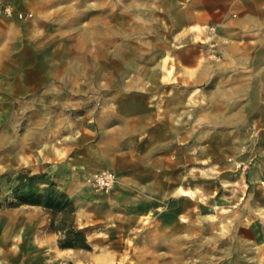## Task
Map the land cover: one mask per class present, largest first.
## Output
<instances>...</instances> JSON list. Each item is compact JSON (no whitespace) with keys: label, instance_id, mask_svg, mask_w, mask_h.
<instances>
[{"label":"rangeland","instance_id":"obj_1","mask_svg":"<svg viewBox=\"0 0 264 264\" xmlns=\"http://www.w3.org/2000/svg\"><path fill=\"white\" fill-rule=\"evenodd\" d=\"M134 1L40 0L18 5L28 19L2 18L0 175L46 173L74 226L105 241L53 248L49 214L2 181L0 257L264 264V62L235 64L226 19L179 34ZM101 171L108 191L88 182Z\"/></svg>","mask_w":264,"mask_h":264},{"label":"crops","instance_id":"obj_2","mask_svg":"<svg viewBox=\"0 0 264 264\" xmlns=\"http://www.w3.org/2000/svg\"><path fill=\"white\" fill-rule=\"evenodd\" d=\"M15 4V11H22L29 13L28 9H21L18 5L39 3L40 0H8ZM58 0H56L57 2ZM42 2V0H41ZM135 3H147L152 5L153 10L164 13V16H158L162 19L175 20L178 24L177 32L182 34L185 27H198L205 28L207 26L218 25L219 20L226 19L223 26H216L217 31L225 28L227 34L234 38L232 44V52H235V64L248 65L253 63L254 58L258 54L260 63L264 62V0H135ZM178 4L184 5V9L178 8L177 12L170 11L169 9L177 6ZM149 18H154V15H149ZM156 18V17H155ZM5 19L0 18V26ZM13 21L19 20L15 17ZM6 23V25H11ZM164 33H170L167 25L162 27ZM2 29V28H1ZM0 29V32H1ZM7 28H3V33L7 32ZM242 37H248L247 40L242 42ZM237 39V40H236ZM242 42V43H241ZM241 43V44H240ZM251 53V54H250ZM253 58V60H252ZM251 60V61H250ZM88 236L87 243L91 248L104 243L105 239L100 237L101 233H96L91 230ZM94 232V233H93ZM53 248H57V240L53 239L51 243ZM0 264H8L6 258L0 257ZM20 264V263H19ZM26 264H37L27 262Z\"/></svg>","mask_w":264,"mask_h":264},{"label":"trees","instance_id":"obj_3","mask_svg":"<svg viewBox=\"0 0 264 264\" xmlns=\"http://www.w3.org/2000/svg\"><path fill=\"white\" fill-rule=\"evenodd\" d=\"M9 186L16 205L40 206L49 214L50 229L60 233V249H90L84 231L74 226L75 207L69 196L60 191L46 173L31 174L27 170L0 175V183ZM7 198H0V208Z\"/></svg>","mask_w":264,"mask_h":264},{"label":"built area","instance_id":"obj_4","mask_svg":"<svg viewBox=\"0 0 264 264\" xmlns=\"http://www.w3.org/2000/svg\"><path fill=\"white\" fill-rule=\"evenodd\" d=\"M17 18L18 20L28 19L31 14L20 11H15L7 0H0V18ZM114 181V176L109 171H101L91 175L88 182L96 189L100 191H108Z\"/></svg>","mask_w":264,"mask_h":264}]
</instances>
